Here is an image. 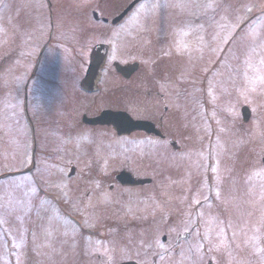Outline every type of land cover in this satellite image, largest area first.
I'll return each instance as SVG.
<instances>
[{"label":"rangeland","instance_id":"obj_1","mask_svg":"<svg viewBox=\"0 0 264 264\" xmlns=\"http://www.w3.org/2000/svg\"><path fill=\"white\" fill-rule=\"evenodd\" d=\"M52 1L0 0V264H216L228 239L239 264H264V0L141 2L129 14L143 27L118 29L113 51L140 69L124 82L108 64L90 92L78 86L87 54L108 37L90 15L135 0ZM168 52L175 69L151 63ZM149 86L163 94L165 140L81 123L135 110Z\"/></svg>","mask_w":264,"mask_h":264},{"label":"flooded vegetation","instance_id":"obj_2","mask_svg":"<svg viewBox=\"0 0 264 264\" xmlns=\"http://www.w3.org/2000/svg\"><path fill=\"white\" fill-rule=\"evenodd\" d=\"M48 2V0H47ZM53 1L50 0V3H52ZM49 5V4H47ZM50 22H49V33H50V39L54 37L59 38L61 34L60 33H56L54 31L55 27L53 26L52 22H53V14L48 15ZM90 19L94 22V23H100L102 24L104 27L108 28L107 34V42L105 43V46H100L97 50L93 49L90 50L89 54H87V58H86V62L88 63L87 65V69L91 70V74L89 76L88 79H86V73L84 75V79H79L78 82V86L82 87V88H91V87H95L94 90L98 91L99 90V85L103 83V74L104 72L102 71V68L108 64H111V66L113 67L114 72L116 73V75L118 77H120L122 79V81L126 82L129 81L131 79V77L133 75H135L138 71L139 66L138 64L135 65V67L132 69L133 71L135 70V72H133L130 76H129V72L125 71L123 72V67H130L132 64H128V63H120L118 61H113V51L115 50V44H114V40H115V35L117 34V30L118 29H122L124 27L129 28L130 30H134L135 28H141L143 27V21L141 20H134V16L133 15H126L125 17H123L119 22L113 24V21L116 19V16L109 19V18H99L97 15L91 14L90 15ZM141 33V31H137V34L139 36V34ZM122 34V33H120ZM147 34V33H146ZM167 37L165 38L166 40L164 41V44H166V47L168 50H174L173 49V41H174V36L172 35V33H167ZM147 36H149L147 34ZM149 38H154L156 39V45H160L158 42L159 36L158 34L155 32L153 33L151 36H149ZM48 39V38H47ZM151 44L153 42H150ZM56 46L58 48L59 51V55H61V50L63 47V44L58 41L56 43ZM47 44H45V48L43 46L42 51L39 53V56L35 59L36 63L34 65V71L32 74L30 75V79L28 80V83H30V80L32 81V78H34L37 74V71L42 68V64H41V60H42V56L44 51H47ZM155 50L157 51V48L155 47ZM172 55L168 54L166 55V57H162L161 60L159 61V57H155L151 63H155L156 62L159 64H163L164 66L166 65L168 69H171V66H173V68L175 69V65L173 63V58L171 57ZM116 58V57H114ZM35 62V61H34ZM112 62V63H111ZM83 66L85 67L84 63ZM91 66H94V68H92ZM91 67V68H90ZM43 69H41L42 71ZM155 69H153L152 71H154ZM155 72L153 73L152 77H155ZM164 76H161L160 79H162ZM45 78V77H44ZM155 79V78H154ZM156 80V79H155ZM78 87V88H79ZM150 87V86H149ZM100 91V90H99ZM25 93H27V90L25 88ZM134 94L133 92H131V95ZM163 95V94H162ZM160 95L158 93V91H156L155 89H153V87L148 88L146 91H144V93L142 95H140L142 98H145L146 100H142L140 101L139 107L136 108L135 110L131 108L126 109L125 110H118V111H114V112H123L126 113L131 119L133 120H138V121H146V122H150L153 124V128H151L152 132H154L152 135H150L152 138L155 139H159V140H165L164 135L167 132V127L165 126L164 123V118L163 117H158V119L155 118L156 116V111H157V107L158 109L161 107V105L159 104L161 101H164L163 96ZM26 101V105L25 108H27V110L29 111V108L27 105H32L31 102H29L28 97L25 98ZM168 108L166 106H163V110L164 112H167ZM26 112L27 114H29V112ZM47 113H49V109H46ZM103 111H107V110H103ZM111 111V110H110ZM102 112V111H101ZM100 114V112L98 114H96L94 117L98 116ZM44 115L46 116L47 114L44 112ZM85 116V115H83ZM83 116L81 117V123L84 126H89L87 124H85L83 122ZM94 117H89V118H94ZM32 118V117H31ZM88 118V117H87ZM34 119V118H32ZM44 124V123H43ZM39 125H36V127H38ZM134 133H139V134H143L148 136L146 133L142 132V131H136L133 132L131 134ZM129 136V135H127ZM143 138V137H142ZM261 207V206H260ZM231 230H229V232H227L228 234L230 233ZM231 241L228 244L227 249L225 248L224 252L220 251L218 256H217V260H216V264H225L223 261V257L224 255H228V257L233 256L234 258L230 259L229 262H227V264H239L237 258H236V248L235 245H239L238 241H235L233 239H228V241ZM206 239L205 242L202 240V250L201 253L202 255L206 258H208V256L210 255V257L212 256V252L208 249V245L206 243ZM223 241V240H222ZM220 245V244H219ZM206 264H213L212 260H206L205 262ZM129 264V263H126Z\"/></svg>","mask_w":264,"mask_h":264},{"label":"water","instance_id":"obj_3","mask_svg":"<svg viewBox=\"0 0 264 264\" xmlns=\"http://www.w3.org/2000/svg\"><path fill=\"white\" fill-rule=\"evenodd\" d=\"M136 4V2L131 3L121 14L120 16L115 19L114 21L117 22L120 20L123 16H125ZM95 69L94 66H91ZM90 67V68H91ZM129 72V76L133 73V70L131 68H125L123 69V72ZM242 112V120L243 122H248L250 114L249 112L243 108ZM83 122L90 126H97V125H107V126H113L116 130V132L121 134L130 133L131 131H140L144 130L148 133H150V130L148 128H145L144 125H148L149 123L140 122V121H133L130 119L125 113L122 112H111V111H104L102 112L98 117L95 118H87L83 117ZM150 125V124H149ZM264 163V161H263ZM116 180L121 185H132L134 181L132 180L131 176L127 173H120Z\"/></svg>","mask_w":264,"mask_h":264}]
</instances>
